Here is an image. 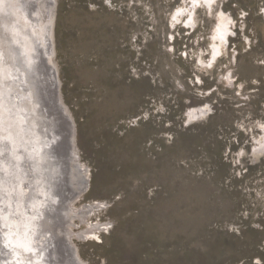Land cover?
<instances>
[{"label":"rangeland","instance_id":"374dc122","mask_svg":"<svg viewBox=\"0 0 264 264\" xmlns=\"http://www.w3.org/2000/svg\"><path fill=\"white\" fill-rule=\"evenodd\" d=\"M182 1L58 0L55 61L90 181L75 230L104 224L72 239L84 264H264V0H218L232 58L206 71L195 51L215 19L172 29Z\"/></svg>","mask_w":264,"mask_h":264},{"label":"bare ground","instance_id":"6f19581e","mask_svg":"<svg viewBox=\"0 0 264 264\" xmlns=\"http://www.w3.org/2000/svg\"><path fill=\"white\" fill-rule=\"evenodd\" d=\"M52 5L53 0H0V35L4 37H0V264H84L71 239L85 238L104 227L96 221L75 230L79 226L75 219L84 220L91 211L89 206L76 205L90 188L87 185L89 169L80 158H75V151L64 161L54 149L45 148L59 135L56 130L62 117L61 105L68 112L66 103L61 101L60 104L52 94L53 72L36 61L31 84L26 78V65L32 57L25 42L36 45L40 41L43 45L46 25L51 18L52 47L56 51V16L51 17ZM199 9L215 19L208 45L195 51L197 66L206 71L225 55L230 58L228 42L232 22L229 14L219 8V1L183 0L171 11L169 26L173 29L181 25L196 31ZM13 40L17 48L11 46ZM185 55L189 57V52ZM220 79L228 88L237 85L231 71L223 73ZM202 81L197 77V82ZM211 113V105L205 102L188 107L184 117L187 125H191L205 120ZM255 123L264 130V122ZM262 138L260 145L264 151ZM243 153L242 150L240 156ZM258 157L257 152L255 158ZM67 176L73 190L69 196L64 189ZM14 217L18 221L15 222ZM24 219L27 221L23 229ZM69 239L71 243L63 246L62 242ZM61 247L66 252L63 260L58 256Z\"/></svg>","mask_w":264,"mask_h":264},{"label":"water","instance_id":"95a60500","mask_svg":"<svg viewBox=\"0 0 264 264\" xmlns=\"http://www.w3.org/2000/svg\"><path fill=\"white\" fill-rule=\"evenodd\" d=\"M57 0H53V5L54 9L52 10V16H56V12L55 9H57ZM56 7V8H55ZM52 18L47 22L46 25V39L43 40L44 44L42 45V43L39 41L38 44H32L31 42L27 43L25 42L26 46H27V51H29L30 56L32 57L29 61L28 64L26 65V78L28 79V83L31 84L30 82L32 81L31 79L34 77L35 74V64L36 61H39L40 63H42V66L45 70H51V74L53 72L54 76H55V81H54V87H53V96L57 98V101L61 104V101H64L61 89H60V81H59V77H58V68L56 65V61H55V51L52 47L53 42H52ZM34 37H36V34L34 33V31L32 30ZM0 37L4 38L2 35H0ZM16 41V40H15ZM14 40L11 41L12 44L11 46L13 48H17L18 44L17 42H15ZM42 41V39H41ZM35 45V46H34ZM37 50H39V53H37ZM53 80V79H52ZM36 94V90L34 88L33 90ZM33 94V93H32ZM68 107V106H67ZM68 112L71 114H68V112H66V110L64 109V106L61 105V110H60V115L61 117V121L59 122L58 126H57V132H58V136L53 139L51 141V143L48 146H45V148L47 147H51L52 149H54L56 151L57 154L61 155L64 157V161H66L67 157H69L70 153H72V151H75V153H77V155H75V158H80L79 156V146H78V128H77V122L75 120V117L73 115V113L71 112L70 108H67ZM44 148V149H45ZM69 176L66 177V186L64 187L65 189V195L69 196L70 193L73 191L72 190V186L69 183ZM89 184L90 186V182L87 183V185ZM88 186V188H89ZM75 195V194H74ZM72 240V239H71ZM70 239L68 241L62 242L63 246H68L70 244ZM66 253V252H65ZM64 250L61 249L59 250V258L60 260H63V256L65 255Z\"/></svg>","mask_w":264,"mask_h":264}]
</instances>
